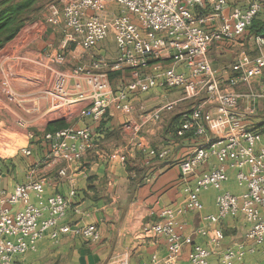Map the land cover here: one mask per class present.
Here are the masks:
<instances>
[{
	"label": "built area",
	"instance_id": "1",
	"mask_svg": "<svg viewBox=\"0 0 264 264\" xmlns=\"http://www.w3.org/2000/svg\"><path fill=\"white\" fill-rule=\"evenodd\" d=\"M264 0H247L244 7L230 6L228 0H60L58 6H51L46 23L56 27L62 22L67 30L64 42L88 51L98 43L112 37L117 47L114 60L99 57L89 67L75 66L69 73L55 74L53 99L55 106H66V83L68 79L80 78L87 87L77 97L88 101L80 112L82 118L98 121L110 106H119L126 114L132 111L129 94L141 83L148 88H179L185 98L202 97V102L194 107L176 131L178 137L187 132L202 138L190 154L179 163L184 182L189 177L196 178V190L186 189V197L175 207L161 210L158 220L144 228L145 238L163 236L167 252L163 264H176L184 244L190 245L189 264H209L210 250L192 242L191 235H184V224L180 218L188 212H200L202 204L198 192L212 189L216 192V214L205 216L209 224L222 219L244 216L247 228L244 239L250 242L245 247L239 244L227 248L220 264H234L246 253L257 249L264 257V143L262 134L256 129L243 126L241 120L260 111L264 115V78L260 82V93L253 99L263 100L260 108L255 104L239 109L242 97L234 91L237 83H251L264 69V35L250 39L258 49V55L248 60L243 53L231 70L238 77L223 85L211 66L207 56L216 43L238 42L261 12ZM135 19V20H134ZM63 63L65 56L58 54L53 59ZM150 60H155L150 64ZM160 60H170L163 69ZM152 65L158 75H147L121 86L114 91L107 79L108 71L123 69L142 70ZM183 66L187 73L178 72ZM174 103L143 111L138 124L125 127L137 134L149 122L160 120L161 111H170ZM211 105L214 111H205ZM44 139L49 144L48 159L65 164L79 162L93 145L91 127H67L47 134ZM25 156L30 150L20 149ZM149 156L163 158L166 150H148ZM211 158L216 164L206 172L198 170ZM235 171V182L244 188L240 195L223 189L228 180L227 170ZM1 172V165H0ZM66 176V169L58 171ZM43 179L28 180L17 184L7 196L0 195V264H12L15 256L34 251L39 241L47 238L53 243L61 236L71 234L96 242L99 231L94 225L71 228L61 224L69 208V197L59 193L44 197ZM31 194L37 203L31 202ZM22 204V208L11 213V207ZM195 234L210 235L213 247L221 245L223 234L219 229L196 228ZM155 256L149 263L158 264ZM126 264V263H124Z\"/></svg>",
	"mask_w": 264,
	"mask_h": 264
},
{
	"label": "crops",
	"instance_id": "2",
	"mask_svg": "<svg viewBox=\"0 0 264 264\" xmlns=\"http://www.w3.org/2000/svg\"><path fill=\"white\" fill-rule=\"evenodd\" d=\"M230 6L244 7L247 0H228ZM264 14V2L258 17ZM256 16V18H257ZM68 32V31H67ZM264 35V34H261ZM116 54L108 59L104 51H99L97 57L88 61L85 66L99 57L114 60L117 56V47L113 38ZM247 36V31L238 42L222 41L214 44L208 51L211 66L216 70L218 79L228 83L229 79L238 77V73L231 70L232 65L243 53L248 60L258 55V49ZM109 39V38H107ZM106 39V40H107ZM106 40H104L106 42ZM102 41V42H104ZM101 43V42H100ZM99 44V43H98ZM97 44V45H98ZM73 46L69 54L74 61L80 62L90 50ZM252 47L255 55L250 56L248 50ZM234 51L236 58H231ZM264 52V49H263ZM150 60L149 63H154ZM170 60H160L163 69ZM178 72L187 73L183 66L176 68ZM150 65L142 70L123 69L108 71L107 79L114 91L121 86L147 75H158ZM117 77L112 85L111 77ZM264 78V69L251 83L236 84L234 91L242 97L238 101L239 109L255 104L260 108L262 99H253L250 96L260 93V82ZM72 83V84H71ZM223 84V85H226ZM67 104L77 112L75 115L58 114L53 111V91L44 92L47 99L53 102L49 108L40 109V93H27L26 100L20 106L31 110V118H18L15 123L7 120L0 121V193L10 194L17 184H24L28 180L43 179L44 197L59 193L68 197L71 190L74 195L69 197V208L61 220V224L71 228L94 225L99 231V239L91 242L71 234L63 235L53 243L45 238L39 241L34 251L21 256H15L12 264H142L149 263L155 256L163 264L167 252L166 239L163 236L145 238L143 231L148 225L158 220L161 210L175 207L183 202L186 189L196 190V178L189 177L182 180L179 163L184 160L202 138L187 132L182 137L176 135L182 121L190 115L195 106L202 102V97L185 98L179 88L160 87L156 85L148 88L143 82L129 94L128 100L133 109L128 114L119 106H110L100 120L82 118L80 112L88 104L87 100L77 97L78 93L87 87L80 78L69 79L66 83ZM23 97V96H22ZM173 102L170 111H161L160 120L149 122L135 134L125 127L138 124L139 116L143 111L153 110ZM27 103V104H26ZM32 106V107H31ZM205 111L213 112L211 105L204 106ZM42 119L44 121H42ZM243 126L258 129L264 123V115L257 111L253 116L241 120ZM16 127L18 131L11 132ZM67 127L93 129V145L79 162L65 164L52 162L48 159L49 144L44 139L47 134L54 133ZM264 143V133H262ZM7 144V148L6 145ZM8 144H22L10 148ZM14 146V145H13ZM30 150V155L20 153V149ZM148 150L162 151L167 154L163 158L152 157ZM216 164L211 158L204 164L198 173L206 172ZM66 169V176L60 177L58 171ZM228 180L223 184L226 191L240 195L244 188L238 187L235 182V171L227 170ZM202 210L188 212L180 218L184 224V235H191L192 242L210 250L209 264H220L222 254L229 247L243 244L250 246L244 239L247 228L244 216L238 214L228 217L216 224H209L204 218L216 214L215 195L212 189L198 192ZM1 197V195H0ZM31 202L36 204L37 199L31 194ZM22 208V204L11 207V213ZM204 227L208 230L219 229L223 239L219 247H213L209 236L193 233L196 228ZM190 245L184 244L176 264H189L188 253ZM234 264H264V257L257 249L254 253H246L244 258Z\"/></svg>",
	"mask_w": 264,
	"mask_h": 264
},
{
	"label": "rangeland",
	"instance_id": "3",
	"mask_svg": "<svg viewBox=\"0 0 264 264\" xmlns=\"http://www.w3.org/2000/svg\"><path fill=\"white\" fill-rule=\"evenodd\" d=\"M2 1L9 4H27L20 11L23 25L18 34L0 50V121L4 119L15 123L18 118L30 119L31 110L27 108L23 110L20 106L21 103L27 102L23 100L28 98L24 95L33 91L40 93V97L43 98L39 102L40 109L49 108L53 102L43 93L54 91L55 74L69 73L80 63L87 66L88 61L97 57L101 50L105 52L108 59H113L116 54L114 43L108 37L106 42L95 45L83 58L79 59L80 62L74 61L71 57L72 53L69 54L73 51V43L64 42L67 30L62 22L53 27L49 26L45 20L49 8L58 6L60 0H0ZM259 19L264 21V14L259 16ZM248 52L250 56H253L251 50ZM58 54L65 56L63 63L53 60ZM230 55L231 58L237 57L236 51ZM116 79L115 76L111 77L112 85L115 84ZM223 84L226 82L223 81ZM55 105L54 103L55 113L61 115L64 112L69 115L77 113L74 108L68 109V105H57V107ZM261 130L264 132L263 129ZM16 131L18 129L14 127L11 132ZM5 145L7 148V144ZM8 145L13 149L22 144ZM3 152L0 151V156L5 155Z\"/></svg>",
	"mask_w": 264,
	"mask_h": 264
},
{
	"label": "trees",
	"instance_id": "4",
	"mask_svg": "<svg viewBox=\"0 0 264 264\" xmlns=\"http://www.w3.org/2000/svg\"><path fill=\"white\" fill-rule=\"evenodd\" d=\"M26 4H9L6 1L0 2V50L18 34L22 27L23 18L20 11ZM261 34H264V21L260 20L257 16L247 28V36L253 37ZM249 49L255 55L254 48L249 47ZM261 129L264 130V123L256 130L262 134L264 132Z\"/></svg>",
	"mask_w": 264,
	"mask_h": 264
}]
</instances>
